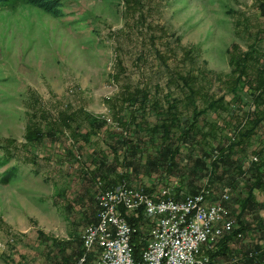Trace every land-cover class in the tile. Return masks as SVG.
<instances>
[{"label":"rangeland","instance_id":"rangeland-1","mask_svg":"<svg viewBox=\"0 0 264 264\" xmlns=\"http://www.w3.org/2000/svg\"><path fill=\"white\" fill-rule=\"evenodd\" d=\"M57 1V13L30 0L0 1V264H55V246L38 232L79 235L95 217L94 196L109 186L107 178L116 185L122 175L153 194L164 187L176 195L180 185L178 194H186L183 145L171 171L142 164L158 140L148 127L170 103L179 119L199 110L204 148L232 141L234 217V197L243 195L249 175L236 165L244 170L254 156L264 169V119L252 126L264 115V86L254 88L255 77H264V0ZM249 48L237 77L240 65L231 57ZM119 133L132 143L136 134L142 138L134 171ZM207 172L198 183L205 180L216 195L227 176L210 183ZM253 193L264 200V184ZM256 214L258 224L246 213L250 228L228 243L234 257L245 244H264V207ZM145 228L136 232L139 249ZM220 238L201 255L209 257Z\"/></svg>","mask_w":264,"mask_h":264},{"label":"built area","instance_id":"built-area-1","mask_svg":"<svg viewBox=\"0 0 264 264\" xmlns=\"http://www.w3.org/2000/svg\"><path fill=\"white\" fill-rule=\"evenodd\" d=\"M94 197L95 220L79 233L82 253L75 264H85L88 252L92 264H218L201 249L234 227L226 204L230 187L222 185L213 195L205 180L196 192L177 196L164 187L153 194L122 178ZM125 213H141L150 221L137 259L133 244L141 224L128 222Z\"/></svg>","mask_w":264,"mask_h":264},{"label":"trees","instance_id":"trees-1","mask_svg":"<svg viewBox=\"0 0 264 264\" xmlns=\"http://www.w3.org/2000/svg\"><path fill=\"white\" fill-rule=\"evenodd\" d=\"M30 1L35 5L50 10L54 13L58 12L57 0ZM262 11H264V6ZM238 54L239 56H237V53H235L231 57V59L232 62L235 63V65H240V69H238L237 71V77H240L243 73V70L245 69V63H243V61H245L246 58L251 55V50L250 48L245 49L240 51ZM259 69H261V72L264 71V66H260L258 70ZM182 78L184 80V85H186L187 89L191 91V87L188 85L186 79L184 77ZM255 78L258 79V82L257 85L254 86V88H260V90H263V88L261 87L262 85L264 86V77L261 78L256 76ZM163 113L164 115L163 117H161L162 120L159 123H153L151 127H148L149 133L152 132L153 134H156L158 140L157 142H154L153 154L149 153V156L145 158L144 163L140 162L141 152L137 153V151H139L138 147L141 144L140 141H142V138L138 136L139 134H136L134 137V140L136 141L135 143L131 142L132 139L130 137H127L123 134L120 135L121 133L118 134L120 136L117 138V141L118 143L123 145L124 152L122 154V157L125 158L124 162L129 166V170H136L138 165L142 163L143 166L147 167L148 170H157L159 166H163L166 170L171 171V167L178 165L175 158L180 152L179 148L183 145L185 147L184 155L186 157V166L183 171L185 174L184 184L187 187L186 193H194L199 189L200 183H198V180L202 177L206 170H209L206 175L210 183L214 181L215 178L219 179L226 174V180L221 183V186L228 185L231 189L233 185L236 184L237 176V173L235 175H229L228 170L229 166L234 161L231 157L233 146L232 141H228L225 144H223V142L217 143V145H215L214 147H209L208 149H206L202 146L197 137V116L199 110L193 111L191 119L187 117L179 119L178 116L175 115L174 104L170 103ZM262 119H264V115H262L261 117H255L253 119L252 126L254 127ZM97 125L100 126L101 122ZM38 135L39 134H37L36 136ZM114 151L116 150L114 149ZM261 162V164L264 163V158ZM101 164H104L103 160H101ZM13 168L14 167H9L5 169V171H3V180H7V178L12 173ZM246 170L249 171V175L245 182L244 191L242 192L243 195L234 197V200H238V204H240L239 208L236 209L237 211L233 213L234 217L231 215L229 210L232 206L231 197L229 198L230 200H228L226 203L230 215L234 218L236 226L231 231L226 232L221 236L214 250L207 251L209 257L212 260H217L221 256L226 257V260L218 264H264V244L260 245L257 241H252V244L250 245L245 244V247L243 249L240 248L241 251L238 257L233 256L235 252L234 248L228 245V243L231 242L232 239H238V237L242 236L244 230L250 228V222H248V220L244 217L245 214L250 213L253 217L255 216V218L257 219V223L255 224H258L259 221L256 211L259 208L264 207V200L257 201L253 193L254 188H260L264 184V169L260 167V162H256L255 159H251L244 170H241L240 166L236 165V171L239 172V174H244ZM103 176L105 175L102 174L101 177ZM125 176H127V173L125 174ZM119 178L122 179L124 177H122V175H119ZM107 179V182L103 185H114L112 179ZM124 179L126 180V178ZM179 187L181 186L179 185L176 188L177 196H180V194H178L180 192L178 191ZM218 191L219 188L217 190V193ZM125 217L128 222L132 224H139L142 221L141 213H139L137 216H134L131 213H125ZM94 220L95 217L93 215L92 218L87 222ZM238 232L240 233V235L237 236ZM38 235L41 236L44 241L49 240V242L55 246V264H75L77 258L82 253L79 235L73 234L71 237L66 239H56L45 235L41 230L38 232ZM140 245L137 243L136 236L133 244V256L136 259L139 257L140 249L142 248L141 246V248L139 249ZM90 257L91 253H88L86 255L85 264H90Z\"/></svg>","mask_w":264,"mask_h":264},{"label":"crops","instance_id":"crops-1","mask_svg":"<svg viewBox=\"0 0 264 264\" xmlns=\"http://www.w3.org/2000/svg\"><path fill=\"white\" fill-rule=\"evenodd\" d=\"M144 221V222H143ZM146 221H147V223H146ZM141 222H143L142 224H145L146 225V227L148 226V222H150L149 221V219H147V217H144V216H142V221ZM141 224V225H142ZM146 229V228H145ZM226 233V232H225ZM225 233H223V234H225ZM91 253V252H90ZM214 262H217V261H215V260H213ZM217 263H220V262H217Z\"/></svg>","mask_w":264,"mask_h":264}]
</instances>
